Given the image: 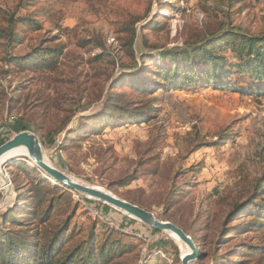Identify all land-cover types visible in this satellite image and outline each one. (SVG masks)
<instances>
[{
  "label": "rangeland",
  "instance_id": "obj_1",
  "mask_svg": "<svg viewBox=\"0 0 264 264\" xmlns=\"http://www.w3.org/2000/svg\"><path fill=\"white\" fill-rule=\"evenodd\" d=\"M227 2L0 0V24H3V17L16 8L17 18L30 20L17 25L19 44L14 49H6L4 41L0 40V71L6 68L3 59L8 52L23 55L41 42L45 46L64 47L54 71L36 68L35 64L39 63H34L25 73L11 67V75L0 77V84L7 91L13 90L18 99L7 125L0 126V143L17 133L15 120L21 115L39 127V133L35 134L39 139L48 132L57 131L65 119L76 112L56 135L59 145L77 118L98 114L109 86L131 65L126 56L124 33V24L128 22L135 21L136 52L150 54L145 63L153 71H157L158 60L167 65L172 62V51L186 49L191 52L195 42L207 34V30H216L220 21L229 22L253 36L264 31V0H234L231 6ZM225 12L229 18L225 17ZM211 50L215 54L231 55L229 49L211 47ZM97 54L102 58L94 60ZM160 54L169 55L158 57ZM196 55L197 52L193 56ZM232 78L240 84L243 79ZM115 92L119 103L146 102L159 94L154 103L153 118L115 127L98 126L95 132L85 131L80 137H73L65 151H56L55 146H42L46 161L76 182L140 205L157 219L163 213L169 192L180 188L167 214V219L169 217L173 222L159 220L176 222L213 241L215 236H210L211 229L219 227L231 210L251 195L256 180L264 173V97L201 85L170 92L159 90L144 96L122 83ZM80 98L82 109L77 112L76 104ZM2 100L6 99L1 95L0 102ZM2 116L0 104V122ZM4 127L11 130L6 133ZM21 168L37 167L27 155L14 156L0 165V216L16 201L14 180L20 185L39 182L37 177L22 175ZM38 172L43 176L39 169ZM132 172L135 177L127 186L117 183ZM56 187L59 190L49 192L46 199L61 193V199L56 203L64 215L57 217L55 214L53 221L58 222L72 212L71 226L82 233L94 221L99 242L108 227L131 233L135 236L130 241L124 237L120 240L132 242L140 257L150 246L161 242L167 254L154 247L156 255L152 264H180L182 245L168 233H154L102 202ZM43 188L49 187L45 184ZM19 203L23 204V201ZM32 209L33 205H30ZM249 220L251 217L243 213L236 223L246 227ZM15 229L10 224L2 225L0 218V230ZM247 232L235 233L223 250L233 249L235 245L264 244V232ZM168 242L179 249V262L170 256L173 249ZM241 259L249 260L247 264H264V254L240 255L237 260ZM200 264H210V261Z\"/></svg>",
  "mask_w": 264,
  "mask_h": 264
},
{
  "label": "trees",
  "instance_id": "obj_2",
  "mask_svg": "<svg viewBox=\"0 0 264 264\" xmlns=\"http://www.w3.org/2000/svg\"><path fill=\"white\" fill-rule=\"evenodd\" d=\"M233 1L228 0V6H231ZM172 8L175 9V7ZM16 12L17 8L11 14L3 17V24H0V40L4 41L3 46L8 50L14 49L19 44L17 25L23 21H30L29 19L25 20L24 17L17 18ZM225 17L229 18L226 12ZM154 23L153 21L152 24ZM136 29L135 21L124 24V33L127 37L126 56L130 59L131 65H128L127 71L120 73V77L109 86L99 113L90 117L77 118L72 127L66 130L62 142L57 145L56 135L73 118L76 112H72L57 131L40 136L42 146L46 148L55 146L56 151L61 152L69 147L68 143L72 141L73 137H80L85 131L95 132L98 126L115 127L128 122L150 121L153 118L152 113L156 111L154 103L158 101L159 94H155L157 96L151 97L146 102L125 101L119 103L115 89L122 83H126L134 92L144 96L159 90L170 92L172 89L182 90L189 86L201 85L214 90H229L240 95L264 97V31L253 36L243 33L239 28L231 26L229 22L220 21L216 30H207V34L204 33L205 35L195 42L196 46L191 52L186 49L172 51V62L167 65L161 62L163 60H158L159 64L155 66L157 71H153L145 63V59L150 57V54L136 52L138 38ZM211 47H220L221 50L229 49L231 55L215 54ZM63 50V46H45L41 42L38 47L23 55L8 52L3 59L6 68L0 71V77L6 78L11 75V67L25 73L31 69V65L34 63H39V65L35 64L36 68L54 71ZM196 52L197 55L193 56ZM160 55L158 57H167L169 54ZM101 58L102 56L97 54L94 60ZM234 76L243 78L241 84L239 81L232 80ZM6 91L7 89L0 84V96H5L6 99L0 102L3 107L0 126L7 125L14 103L18 101L13 90ZM55 92H57L56 89ZM81 101L82 98L77 100V112L82 109ZM15 123L18 127L15 129L17 133L27 130L36 135L39 133V127L27 120L24 115L17 118ZM3 130H6L7 133L11 129L4 127ZM61 162V166L65 167ZM20 171L26 177H37L39 182L30 181L20 185L14 180L16 201L0 218L2 225L10 224L16 229L0 230V264H152L156 255L154 247H156L155 250H163L166 253L164 246L158 242L150 246L143 257H140V252L136 251L132 242L125 243L120 240V237H124L130 241L135 235L116 228H106V232L103 233L101 242H99L96 234V222H90L85 233H82V230L71 226L72 212L58 222L53 221L56 218L55 214L57 217L64 215L56 203L61 199L62 194L49 199L46 197L49 192L57 190L58 187L53 183L50 184L51 182L49 183L45 176H40L37 168H21ZM133 172L117 183L127 186L135 177ZM45 184L49 187L46 190L43 188ZM179 189H172L169 192L159 219L173 222L170 220L171 218L167 219V214L172 208ZM263 192L264 173L256 180L251 195L236 205L219 227L211 229L210 236H215L213 241H208L207 235L198 236L195 230L185 229L174 222L194 241L199 250L198 264L205 260L210 261V264H247L249 260H237L240 255L248 257L264 254V244L235 245L233 249L223 250L225 246H229L228 241L233 238L235 233L242 231L264 232ZM258 199H260L259 202ZM19 201H23V204H20ZM30 205H33L34 209L30 210ZM243 213H247L251 217L246 227L236 223L239 215ZM151 230L154 233H159V231ZM168 245L173 249L170 256L179 262V249L171 242H168Z\"/></svg>",
  "mask_w": 264,
  "mask_h": 264
},
{
  "label": "water",
  "instance_id": "obj_3",
  "mask_svg": "<svg viewBox=\"0 0 264 264\" xmlns=\"http://www.w3.org/2000/svg\"><path fill=\"white\" fill-rule=\"evenodd\" d=\"M23 148L27 152L28 158L36 166L47 179H51L53 184L86 196L90 199L102 202L112 207L128 217L137 220L144 226L153 230L174 234L179 241L187 248V253L181 256L180 264H192L199 258V250L192 238L187 235L180 227L170 222L160 221L156 216L139 206L131 204L127 201L119 199L114 195L97 190L82 183L74 182L64 172L52 167L46 161L43 153L41 142L38 137L30 131H21L14 134L11 138L0 145V159L13 150Z\"/></svg>",
  "mask_w": 264,
  "mask_h": 264
},
{
  "label": "bare ground",
  "instance_id": "obj_4",
  "mask_svg": "<svg viewBox=\"0 0 264 264\" xmlns=\"http://www.w3.org/2000/svg\"><path fill=\"white\" fill-rule=\"evenodd\" d=\"M17 155H27V152L25 149L23 148H20V149H16V150H13L11 151L10 153H8L6 156H4L3 158L0 159V165L2 164L3 161L5 160H9L10 158H13L14 156H17ZM71 179V178H70ZM49 180V179H48ZM72 181L76 182L75 180L71 179ZM51 181V179H50ZM53 183V181H51ZM79 183V182H78ZM97 190H100V189H97ZM102 191V190H100ZM170 237L174 238L175 240H179L174 234H171V233H168ZM180 242V241H179ZM181 243V242H180ZM182 256L184 254H186L188 251H187V248L184 246V244H182Z\"/></svg>",
  "mask_w": 264,
  "mask_h": 264
}]
</instances>
